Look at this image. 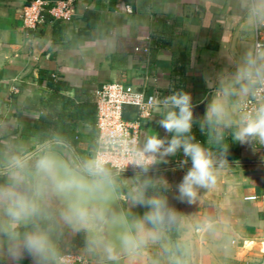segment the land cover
Returning <instances> with one entry per match:
<instances>
[{
  "label": "crops",
  "instance_id": "crops-1",
  "mask_svg": "<svg viewBox=\"0 0 264 264\" xmlns=\"http://www.w3.org/2000/svg\"><path fill=\"white\" fill-rule=\"evenodd\" d=\"M32 1L0 0V183L7 178L9 155L32 159L54 140L42 142L37 133L50 95L46 83L40 82L42 77L54 73L81 88L84 93L77 101H83L85 93L93 96L108 82L125 81L144 90L154 97L155 105L140 121L143 146L150 135L170 139L158 123L167 110L158 101L185 92L191 96L192 107L205 103L206 111L221 78L235 71L258 38V30L246 22L245 0H65L73 4L69 20L49 15L38 31H28L20 14ZM51 1L57 5L60 0ZM88 9L99 12L91 28ZM259 32L264 42V28ZM64 93L74 97L73 92ZM136 110L125 108L124 117L134 120ZM205 111L194 122L204 120ZM231 112L233 126L216 127L206 141L200 138L201 128L193 125L191 135L207 149L217 176L214 187L198 190L194 203L176 199V186L191 167L182 151L150 168L157 181L167 182L162 186L168 189L169 204L180 213L177 240L183 245L181 253L175 250L167 229L162 240L150 243L138 256H128L124 264H171L173 254L185 264H260L264 252V145L236 142L225 152H216L215 145L232 136L239 123V110ZM80 130L88 134L90 127L82 124ZM50 146L62 155L80 157L69 144ZM80 147L88 151L89 138ZM128 172L138 178L139 171ZM126 197L119 195L127 214L143 213V208H133ZM86 236L85 243L78 245L80 236L73 231L59 249L63 254L79 253L89 264H105L101 256L86 250ZM0 264H13L6 250H0ZM18 264L32 261L25 257Z\"/></svg>",
  "mask_w": 264,
  "mask_h": 264
},
{
  "label": "clouds",
  "instance_id": "clouds-1",
  "mask_svg": "<svg viewBox=\"0 0 264 264\" xmlns=\"http://www.w3.org/2000/svg\"><path fill=\"white\" fill-rule=\"evenodd\" d=\"M244 6L248 26L264 28V0H245ZM246 99L257 103L251 111L242 112L233 139L264 145V42L255 44L235 71L221 78L204 121L210 126L232 127L231 109L239 110ZM157 103L167 109L158 123L170 139L148 136L142 147L127 154L124 165L147 174L158 160L182 151L191 167L176 186V199L192 204L199 189L215 186L214 161L191 135V96L178 92ZM120 171L123 169L101 154L81 159L49 149L32 159L9 155L7 178L0 183V250H6L13 264L25 257L32 264H70L53 238L58 229L68 228L85 232L86 250L101 256L105 264H118L124 255H140L150 243L162 240L180 213L158 191V185L166 187L167 182L152 178L136 183L127 193L131 206L143 208V213L126 214L113 207ZM174 248L179 252L183 245L177 242ZM170 260L171 264H185L175 254Z\"/></svg>",
  "mask_w": 264,
  "mask_h": 264
},
{
  "label": "built area",
  "instance_id": "built-area-1",
  "mask_svg": "<svg viewBox=\"0 0 264 264\" xmlns=\"http://www.w3.org/2000/svg\"><path fill=\"white\" fill-rule=\"evenodd\" d=\"M128 9L131 10L130 6ZM72 13L73 4L70 1L60 0L57 5H53L51 0H33L23 8L20 20L26 30L38 31L49 15L55 19L69 20ZM260 34L258 30L255 44L263 42ZM95 98L98 105V148L95 154L105 156L123 171H134L131 167L124 165V159L131 150L142 147L140 121L151 114V109L155 105L154 97H148L144 90L128 82L115 81L99 87ZM256 103L254 100H244L239 109L240 115L244 111H251ZM126 106H133L137 109V117L134 120L124 117ZM159 161L152 167L156 166ZM196 232L200 233L201 229L198 228ZM63 255L69 258L70 264H89L88 260L79 253L67 252ZM260 264H264V252Z\"/></svg>",
  "mask_w": 264,
  "mask_h": 264
},
{
  "label": "trees",
  "instance_id": "trees-1",
  "mask_svg": "<svg viewBox=\"0 0 264 264\" xmlns=\"http://www.w3.org/2000/svg\"><path fill=\"white\" fill-rule=\"evenodd\" d=\"M86 17L89 20V28H91L97 22L99 12L88 9L86 11ZM92 17L95 18L94 21L91 20ZM40 82L46 83V86L50 89V95L46 101V108L42 112L41 121L37 127V133L42 135L41 141L44 142L53 139L63 141L73 147L81 159H87L95 155L98 148V105L95 94L91 96L90 94L85 93L86 98L83 101H77L76 97L81 96L82 93H84L83 90L56 77L54 73L42 77ZM65 91L73 92L74 97L65 94ZM125 108L135 107L126 106ZM82 124L90 127V132L88 134L81 132L80 126ZM193 125L201 128L202 132H204L200 135V138L203 141H206V137L208 135H213L216 131V126H210L204 120L194 122ZM85 137L89 138L88 151H85L80 147V143L83 142ZM235 143L236 141H234L232 135L229 138L220 140L215 145L214 150L216 152H225L227 149L226 147H228L229 144L231 147ZM137 175L138 178H136L134 172H119L117 177L118 185L116 188L118 195H127L132 186L138 182H142L146 178H152L157 181L156 172L152 170L147 174L139 172ZM158 191L160 194L166 197L168 196V189L162 185H158ZM140 213V211L137 212V214ZM85 234L86 233L82 231L78 232V235L80 236V242L78 245H83L85 243ZM168 234L175 245L178 242L179 222L168 229ZM181 251L178 253H181Z\"/></svg>",
  "mask_w": 264,
  "mask_h": 264
},
{
  "label": "water",
  "instance_id": "water-1",
  "mask_svg": "<svg viewBox=\"0 0 264 264\" xmlns=\"http://www.w3.org/2000/svg\"><path fill=\"white\" fill-rule=\"evenodd\" d=\"M192 110H193V115L194 117H200L202 115V113H204L205 111V103H202L200 105H197V106H194L192 107ZM56 142H62L64 144H67L63 141H60V140H53L52 142L50 143H47L45 145H43L39 150H45L48 146H50L51 144L53 143H56ZM59 152V151H58ZM60 153V152H59ZM60 155H62L60 153ZM112 205L113 207L117 208L118 210H120L122 213H126L125 212V209H124V206L122 205V202L119 198V195L118 193L115 192L113 193V199H112ZM74 230H71V229H68V228H60L56 231L55 235H54V240L56 241L57 243V246L59 247L63 241L66 239V237L72 233ZM128 256L127 255H124L122 256V258L120 259V261L118 262V264H124L125 262V259L127 258ZM103 260V259H102ZM107 264H111V262H107Z\"/></svg>",
  "mask_w": 264,
  "mask_h": 264
},
{
  "label": "rangeland",
  "instance_id": "rangeland-1",
  "mask_svg": "<svg viewBox=\"0 0 264 264\" xmlns=\"http://www.w3.org/2000/svg\"><path fill=\"white\" fill-rule=\"evenodd\" d=\"M53 146H48L45 150L52 149Z\"/></svg>",
  "mask_w": 264,
  "mask_h": 264
}]
</instances>
